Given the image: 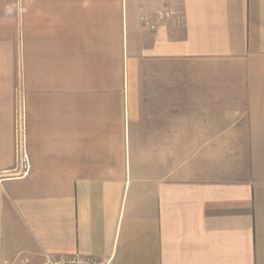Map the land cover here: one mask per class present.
<instances>
[{
    "label": "crops",
    "instance_id": "crops-1",
    "mask_svg": "<svg viewBox=\"0 0 264 264\" xmlns=\"http://www.w3.org/2000/svg\"><path fill=\"white\" fill-rule=\"evenodd\" d=\"M47 255L264 264V0H0V264Z\"/></svg>",
    "mask_w": 264,
    "mask_h": 264
},
{
    "label": "built area",
    "instance_id": "built-area-1",
    "mask_svg": "<svg viewBox=\"0 0 264 264\" xmlns=\"http://www.w3.org/2000/svg\"><path fill=\"white\" fill-rule=\"evenodd\" d=\"M170 14L169 8H165L163 11L159 12L155 17H141V22L145 27H148L151 31H156L161 22H163ZM21 120L22 126L16 131V145L18 153V167L20 169L19 174L25 176L30 171V162L27 152V132L25 125V111L21 110ZM41 264H92L91 260H83L80 256L75 255L72 257L60 256L53 257L47 255Z\"/></svg>",
    "mask_w": 264,
    "mask_h": 264
}]
</instances>
